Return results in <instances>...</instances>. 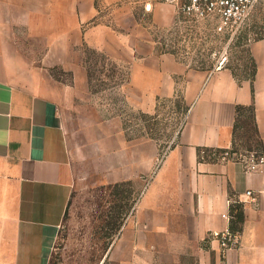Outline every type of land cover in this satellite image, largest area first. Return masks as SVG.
<instances>
[{"label":"crops","instance_id":"0c3cea01","mask_svg":"<svg viewBox=\"0 0 264 264\" xmlns=\"http://www.w3.org/2000/svg\"><path fill=\"white\" fill-rule=\"evenodd\" d=\"M165 1L0 0V264H51L76 171L57 97L64 88L50 67L88 85L84 44L117 62L129 59L128 98L141 110L177 95L188 104L159 161L156 139L130 140L116 121L117 175L108 178L149 179L106 257L153 264L186 254L196 264H264V165L247 171L239 158L199 155L201 147H233L248 109L264 151V36L250 43L253 77L226 65L197 68L159 52L136 18L142 5L154 24L172 22L175 10H163ZM236 202L244 212L241 241L224 252L212 231L231 226L222 214Z\"/></svg>","mask_w":264,"mask_h":264},{"label":"rangeland","instance_id":"374dc122","mask_svg":"<svg viewBox=\"0 0 264 264\" xmlns=\"http://www.w3.org/2000/svg\"><path fill=\"white\" fill-rule=\"evenodd\" d=\"M166 4L163 10H175L173 21L168 24H154L142 5L135 8L137 20L150 29L159 52L174 53L205 70L216 69L224 62L239 77L253 71L250 43L264 35V0L255 4L244 23L226 32L216 31L212 19L190 21L178 12L175 3ZM80 56L88 70V85L75 81L74 72L63 66L50 67L64 88L57 97L76 171L51 264H131L106 257V252L111 250L123 220L130 216L149 176L111 180V176L117 175L116 121H121L130 140L156 139L159 161L173 146L186 119L188 104L179 95L162 97L153 111H143L128 98L129 59L117 62L87 44L82 46ZM252 112L248 109L240 121L234 145L238 154L259 148ZM154 260L153 264H196L186 254L176 260Z\"/></svg>","mask_w":264,"mask_h":264},{"label":"built area","instance_id":"2783aa9c","mask_svg":"<svg viewBox=\"0 0 264 264\" xmlns=\"http://www.w3.org/2000/svg\"><path fill=\"white\" fill-rule=\"evenodd\" d=\"M175 3L177 10L190 21H200L203 19H212L215 21V30L218 32L232 31L239 27L250 16L255 4L260 0H167ZM224 62L217 65V68L223 66ZM230 149V148H229ZM202 157L206 151L202 149ZM238 151L230 152L226 150L221 153L213 152L216 159L239 158L247 171L260 169L264 165V151L250 150L248 152ZM250 192V191H249ZM233 203V201H232ZM222 216L228 220L234 217L231 212H224ZM212 236L220 242L222 251L240 244V231L234 230L228 226L221 230L212 231Z\"/></svg>","mask_w":264,"mask_h":264},{"label":"trees","instance_id":"16d2710c","mask_svg":"<svg viewBox=\"0 0 264 264\" xmlns=\"http://www.w3.org/2000/svg\"><path fill=\"white\" fill-rule=\"evenodd\" d=\"M253 62H254V60H253ZM255 70H256V64L254 62L253 71L247 77H253L255 74ZM202 149H204L206 151V154L204 155V157H202V154H201ZM226 150H229L230 152H236L237 151L234 146L231 147L230 149L229 148H220V147H201V148H199V155H200L201 159L216 160V157L213 155V152L216 151V153H221V152H224ZM254 150H262V149H260V146H259L258 149H254ZM231 213L234 216V218L232 219L231 228L234 230H238L239 223H241L244 219L243 205L239 202H236L235 204H233L231 206Z\"/></svg>","mask_w":264,"mask_h":264}]
</instances>
